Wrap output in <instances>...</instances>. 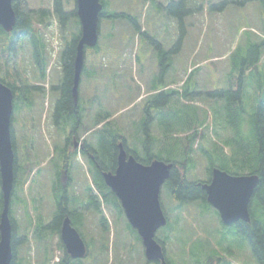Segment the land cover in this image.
Instances as JSON below:
<instances>
[{"label":"rangeland","instance_id":"obj_1","mask_svg":"<svg viewBox=\"0 0 264 264\" xmlns=\"http://www.w3.org/2000/svg\"><path fill=\"white\" fill-rule=\"evenodd\" d=\"M59 1L68 13L66 30L70 35L77 33V19L73 16L75 0ZM101 1L105 12L127 14L133 22L124 19L99 21L97 46L86 50L81 75L80 96L82 111L86 113L84 128L89 131H80L79 135L84 137L87 145L90 143L98 150L97 154L103 150L106 140L111 141L117 135L124 138L129 150L141 153L145 109L153 90L166 86L190 94L186 99L174 96L166 110L160 112V116L157 113L162 130L157 129L156 121L150 129L158 139L164 136L165 141L174 143L183 142L182 138L204 125L207 141H192L194 165L191 169L190 166L186 168L190 181L209 183L208 163L200 149L214 159L220 146L226 158L232 157L233 146L247 139V122L253 110L264 106V0ZM29 3L30 8H37V0H29ZM47 23L52 32L59 26L51 15ZM259 44L261 48L256 53L254 46ZM243 59L246 72L238 131L231 121L233 114L228 111L225 97L209 94L237 91L240 75L237 65ZM164 65L168 67L164 68ZM255 86L259 91L256 92ZM43 104L42 100L40 105ZM40 105L37 113L32 115V125L28 123L23 129L17 114L13 127L16 155L21 164L27 156L29 160L28 172L20 175L19 189L13 196L12 217L20 239L15 262L41 264L48 253L51 257L59 256L56 236L51 240L48 235L51 230L48 226L57 210V201L49 193L50 186L55 185L57 190L63 186L59 199L66 195L80 202L72 208L69 205L77 217V221L71 220L72 225L88 250L80 264H147L136 232L110 204L100 203L107 220L105 231L99 225V213L85 206L86 198L82 195L94 188L96 179L89 156L83 152L77 157L76 154L67 156L71 180L61 184L56 182L62 140L56 135V115L48 114ZM97 116L109 117L110 123L96 126ZM23 118L24 124L29 122L28 115ZM176 118L180 120L175 122ZM158 145V142L154 144V150L161 154L163 150ZM176 161L181 159L178 157ZM45 183L47 188L41 192ZM20 200L26 201L27 212ZM160 203L170 222L156 231L155 238L157 241L165 238L164 249L169 264H258L250 244L242 237L237 239L235 227L223 225L218 211L208 203L195 202L178 209L163 186ZM52 263L53 260L49 262Z\"/></svg>","mask_w":264,"mask_h":264},{"label":"trees","instance_id":"obj_2","mask_svg":"<svg viewBox=\"0 0 264 264\" xmlns=\"http://www.w3.org/2000/svg\"><path fill=\"white\" fill-rule=\"evenodd\" d=\"M100 3L103 6L102 11L99 13L100 21L104 19H124L129 22H133V18L127 14H115V13L105 12L104 4L102 3L101 0ZM172 4L173 3H171V5ZM54 5H55L54 6L55 13L57 14L60 8L62 7V5L60 4L59 0H55ZM171 5L169 6V8L171 7ZM12 7L13 10L16 12L15 26L27 28V27H32L33 22L36 23L39 22V19H35L25 12L23 0H12ZM67 15L68 13L62 15V19L66 20V18L68 17ZM73 16L75 18L77 17L75 11L73 12ZM132 25L134 26V24ZM136 28L138 29L137 26ZM260 48H261V44L254 46L256 53L257 50H259ZM73 53H74V48H70V50L66 52V56H65V61L69 70L68 71L69 84L71 83ZM252 53L253 56H255V51H252ZM244 63H245V59L241 60L240 65L239 64L237 65L238 67L240 66V75L238 77L237 91L216 92L209 94L212 97H220V98L225 97V101H227V106L229 109L228 111L231 114H233V120L231 121H233L234 125L237 126L238 131H239L238 126H240L241 123V119H239V116H240V112L242 111L241 110L242 107L240 106V100L242 98L241 95H243L244 93L242 86L246 72V70L243 68ZM253 65L254 63L252 64V66ZM167 67L168 65H164V68ZM196 67L197 66H195L194 68ZM231 84H232V80H231ZM255 89L256 92L259 91L256 86ZM174 96H178L183 99H186L187 97L190 96V94H186L184 92L179 93L178 90H175L173 88L171 89L165 86L159 90H153V94L149 96L150 102L147 103L145 109V118L143 120V126H142L144 138H143L141 153H137L132 150H129L127 148L124 138L120 135L114 136L111 139V141L105 139L107 142L105 141L103 150L100 149L101 152H99L98 154L96 153L98 152V150L96 151V149L89 143V146L92 148V151L89 152V155L93 158L92 160L93 162L92 161L91 162L93 164L95 162L98 163L97 167L95 166L96 167L95 186L97 188L98 193L94 195L93 189L90 188L89 190H87L86 192L87 195H85L84 197L88 199L89 202L88 204L91 205L92 210L93 211L95 210L99 213L100 218L98 222L99 225L103 227V231L106 230L107 220L105 218L104 213L102 212L101 207L100 206L97 207L94 205L93 201L89 197V194L92 195V197L96 201V204H100L101 201L110 204L113 211L117 212L121 216V218L124 219L122 210L119 204L117 203L116 198L112 193H110L109 189L104 185L103 179L101 177L102 173L114 172L116 165L115 164L116 157L119 151L118 148L119 144L123 146V148L125 149L128 155L133 156L137 162L143 165H149L154 160H160L166 164L172 165L170 175L166 180V182L164 183L163 187H165L166 191L168 192V195L171 197V200L177 203L178 209L185 206V204L187 205L195 202L206 203L205 192L201 189V185L203 183L190 181L189 180L190 175L186 168L187 166H190L191 169L192 166L194 165V163L192 162V155L194 153V150L192 148V141L196 139L199 140V142H203V140L207 141L205 135L203 134L205 129L204 125H199L200 123L198 124V118H197V124L199 126L195 129L194 132L190 133V136L186 137L187 141L185 140L186 138L184 139L182 138V140H184L183 142L182 141L174 142V143L167 142L165 141L164 136L162 139H158V137L155 136L151 131L152 124L154 123V121L158 123L157 129L160 131L162 130V124L158 120L157 113L159 112V116H160V112H164L166 110L170 102L173 101L172 99ZM61 109L63 112L61 114V117H63V119L67 117L70 118L72 123H75L80 128L79 131H82V133L85 132L87 133L89 131L84 128V118L86 117V113L81 111V113L78 115L77 108L74 107L72 103L71 94L69 93V86L67 87L66 92L64 93V98L61 102ZM263 109L264 106L260 105L258 106V108H255L253 110L252 114L250 115V119L247 122L249 126V134L247 136V139L242 144L240 145L235 144L233 146L234 154L232 155V157L226 158L223 155L222 147L220 146L218 148L219 150L218 155L214 157V159L209 158L207 156L206 151L204 149L199 148L200 151L202 150L201 152L202 155L204 156L203 159L205 160L206 163H208V168H207L208 179L211 176L212 170L215 168L227 172L231 175H256L259 178V182L253 191L249 204L250 205L249 216L251 218V223L250 225H248V223L239 221L234 228L235 232L237 233L236 238L241 239L242 237V239L244 238L250 244L251 252L254 258L256 259V261L258 262V264H264V111ZM176 120H180V119L178 118L174 119L175 122ZM103 122H105L106 124L110 123L109 117H100V116L96 117L95 119L96 126H99ZM189 124H187V126ZM220 127H221V122H219V129ZM234 129L236 130V128H233V130ZM14 135L15 132H14V128L12 127L11 140L13 143H15ZM56 135L61 138L59 130H57ZM156 142H158L159 144L158 148L161 147L163 150L161 152L159 151L161 154H159L154 150V144ZM59 146L61 148V151H59L58 157L61 160V162L56 165V169L62 168V165L65 162L64 160L68 156L67 153L65 152L64 146L62 147V143H60ZM209 151L210 150H208V152ZM29 155H30V151H29ZM98 155L100 160L98 159ZM163 155H165L166 158H164ZM178 157L181 159L180 162L176 161ZM27 158L24 162L26 164L29 162ZM94 165H96V163ZM14 173H15V168H14ZM51 186H52L51 189L52 196L54 195L57 201V210L53 215L52 223L50 224V226H48V228L51 229L48 235L51 238V240H53L55 233L58 232L60 221L62 220L63 216L67 214L66 206L69 209V205L70 208H72L73 206H76L80 202L74 200L73 198H69L66 195H62L59 199V196L61 194V189L58 188L57 190L55 185H51ZM17 189H19L18 181H17ZM19 202L22 203L23 209L27 212L26 203H25L26 201L22 202L20 200ZM69 212L72 211L69 209ZM74 215L75 214L72 212L70 213L69 216L72 217V220L76 219L75 221H77V217L75 218ZM11 222H12L11 247L13 253V259L11 264H17V262H15V259H16L17 245L20 239L18 238L17 235L16 223L14 222V220H11ZM78 222L81 223L82 218L81 220H78ZM169 222L170 221L167 219V224ZM48 235H47V240H48ZM158 239L159 240L157 242L164 247L166 241L165 238H158ZM45 247L47 248L46 245ZM46 248L44 249L45 251L48 249ZM51 259L52 257L48 253L46 255V258H43L41 264H49ZM166 261L169 264L167 258Z\"/></svg>","mask_w":264,"mask_h":264},{"label":"water","instance_id":"obj_3","mask_svg":"<svg viewBox=\"0 0 264 264\" xmlns=\"http://www.w3.org/2000/svg\"><path fill=\"white\" fill-rule=\"evenodd\" d=\"M100 0H76V14L80 23V37L74 63V94L83 67L84 48H94L98 41ZM12 0H0V28L11 31L15 25ZM11 92L0 84V189L3 208L0 216V264H11L13 259L10 219L11 196L14 183V151L11 141ZM116 158L113 173H102L104 184L118 199L125 218L136 230L144 248L147 261L167 264L163 248L155 240V233L167 224L160 204V190L170 175L171 164L154 160L143 165L133 156H127L122 145ZM259 182L256 175L233 176L217 168L211 180L202 184L206 202L216 209L221 221L231 225L238 220L248 222V206ZM61 241L72 259H82L86 247L79 233L65 217L60 231Z\"/></svg>","mask_w":264,"mask_h":264},{"label":"flooded vegetation","instance_id":"obj_4","mask_svg":"<svg viewBox=\"0 0 264 264\" xmlns=\"http://www.w3.org/2000/svg\"><path fill=\"white\" fill-rule=\"evenodd\" d=\"M37 1V8H30L29 0H23V3L25 12L33 18L39 19L38 24L27 28L14 25L13 29L9 32L4 31L2 28H0V84L9 89L11 92L12 114L10 120V128L14 127V124L17 122V120L15 122V115L17 114L21 117H19V124L23 129L27 127L26 125L28 123L32 125L34 121L32 120V115L37 113L36 110L39 107L40 102L43 100L44 104L40 105V108L42 107V109H46L48 114H50L51 112L52 114L56 115V119L58 122L56 121L55 125L57 126V130L60 131L62 147L64 146L67 155L69 156L72 154H76L77 157L79 154H81V152H83L84 155L89 156L91 158V160H89L92 161L93 158L89 155V152L92 151V148L86 144L84 137L79 135L80 128L75 123H72L70 118L67 117L63 119V117H61V114L63 113L61 109V102L64 98V93L66 92L68 86L73 106L77 108L78 115L82 111L83 101L80 96L81 76L74 94V63L80 33L78 34L77 32L70 35V32L66 30L64 26L66 20L62 19V15L66 13L63 7L60 8L57 14L55 13V5L53 2L54 0ZM14 13L16 17V12L14 11ZM50 15L61 27L60 28L59 26H57L56 30L54 29L53 32L52 28L50 29L49 23H47V19L50 18ZM77 26L79 31L80 26L78 20ZM49 29L51 31L50 42L47 38V36L49 35ZM52 45H54V47ZM70 48H74V53L72 58L73 66L71 83L69 84V70L65 61V56L66 52L69 51ZM84 67L85 65H83L82 67L81 75L84 71ZM24 115H28L30 117L29 122H27L26 124H24L23 122ZM15 143L12 142L15 156V173L14 188L12 192L10 208L11 220H13L12 204L14 203L13 196L17 192V181L19 180L21 174L27 172V169L29 167L26 163L21 164L20 160L18 159V155H16L15 152ZM64 161L65 162L63 163L62 168L56 169L55 171L56 182H59V184L63 183L64 180L68 182L69 180H71L69 171L67 170L69 168V159H65ZM92 162V167L96 169L98 163L94 161L96 163V165H94L95 163L93 164ZM62 187L58 188L61 189ZM43 188L46 190V183L41 188V192ZM51 189L52 186H50L49 191V193H51L52 195ZM93 190L94 195L98 193V191L96 190V186H94ZM110 193L112 192L110 191ZM89 197L91 198L95 206H101L100 204H96V201L91 194H89ZM15 200L17 201V196ZM85 201V206L90 207V209L92 210L91 205L88 204V199H86ZM2 208L3 200L0 189V216ZM248 208H250V205L248 206ZM66 212L67 214L64 215L62 220L60 221L58 232L54 235L57 239V243L55 244L56 249L60 250L59 256H57L54 262L55 264H80L81 260L72 259L67 254L65 246L61 241L60 231L64 218L68 217L72 225V217L69 216L72 212H69L67 206ZM239 221L242 220H238L233 224L228 225L229 228L235 227V225ZM244 223H248V225H250L251 218L248 222ZM152 264H156V262Z\"/></svg>","mask_w":264,"mask_h":264}]
</instances>
